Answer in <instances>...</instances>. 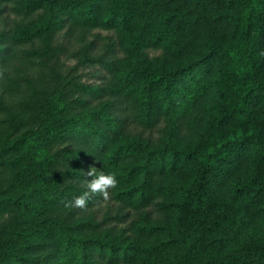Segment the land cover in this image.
Masks as SVG:
<instances>
[{
    "label": "trees",
    "instance_id": "obj_1",
    "mask_svg": "<svg viewBox=\"0 0 264 264\" xmlns=\"http://www.w3.org/2000/svg\"><path fill=\"white\" fill-rule=\"evenodd\" d=\"M0 264H264V0H0Z\"/></svg>",
    "mask_w": 264,
    "mask_h": 264
},
{
    "label": "rangeland",
    "instance_id": "obj_2",
    "mask_svg": "<svg viewBox=\"0 0 264 264\" xmlns=\"http://www.w3.org/2000/svg\"><path fill=\"white\" fill-rule=\"evenodd\" d=\"M69 25L70 22L65 24L63 29L59 30L53 38V43L60 47L58 60L66 69L75 67L77 73L82 75L83 81H95L96 69L94 66L82 62V52L85 50V46L87 47V43L92 40L96 43L95 51L101 53L107 43L105 37L112 35L113 32L100 28L86 30L80 26H73L69 30ZM96 33L100 35L98 39L95 37Z\"/></svg>",
    "mask_w": 264,
    "mask_h": 264
},
{
    "label": "clouds",
    "instance_id": "obj_3",
    "mask_svg": "<svg viewBox=\"0 0 264 264\" xmlns=\"http://www.w3.org/2000/svg\"><path fill=\"white\" fill-rule=\"evenodd\" d=\"M87 175L93 177L86 182L87 191L76 197L74 201L66 202L64 205L66 208L85 210L92 197L101 196L107 200L109 199V190L115 189L118 186L115 174H105L103 172L97 174L96 169L93 167L87 172Z\"/></svg>",
    "mask_w": 264,
    "mask_h": 264
}]
</instances>
